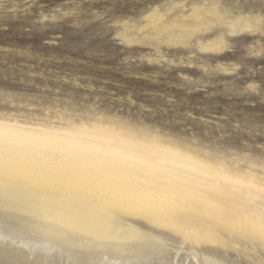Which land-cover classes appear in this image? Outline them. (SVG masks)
I'll return each instance as SVG.
<instances>
[{"label":"rangeland","instance_id":"rangeland-1","mask_svg":"<svg viewBox=\"0 0 264 264\" xmlns=\"http://www.w3.org/2000/svg\"><path fill=\"white\" fill-rule=\"evenodd\" d=\"M0 119L123 127L264 176V0H0Z\"/></svg>","mask_w":264,"mask_h":264},{"label":"bare ground","instance_id":"bare-ground-1","mask_svg":"<svg viewBox=\"0 0 264 264\" xmlns=\"http://www.w3.org/2000/svg\"><path fill=\"white\" fill-rule=\"evenodd\" d=\"M30 124L0 119V264H237L202 245L264 264V176L123 127Z\"/></svg>","mask_w":264,"mask_h":264}]
</instances>
